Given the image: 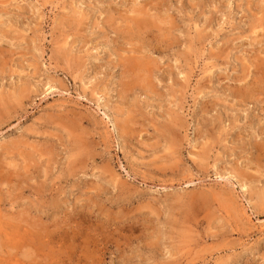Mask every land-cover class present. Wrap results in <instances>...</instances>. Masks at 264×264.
Returning a JSON list of instances; mask_svg holds the SVG:
<instances>
[{
    "label": "rangeland",
    "instance_id": "rangeland-1",
    "mask_svg": "<svg viewBox=\"0 0 264 264\" xmlns=\"http://www.w3.org/2000/svg\"><path fill=\"white\" fill-rule=\"evenodd\" d=\"M0 264H264V0H0Z\"/></svg>",
    "mask_w": 264,
    "mask_h": 264
},
{
    "label": "bare ground",
    "instance_id": "bare-ground-1",
    "mask_svg": "<svg viewBox=\"0 0 264 264\" xmlns=\"http://www.w3.org/2000/svg\"><path fill=\"white\" fill-rule=\"evenodd\" d=\"M4 180V179H3ZM5 185V184H4ZM14 218H12V220H13ZM15 221V220H14ZM3 223V222H2ZM10 227V226H9ZM9 229V228H8ZM9 235H11V234H9ZM4 237H6V236H4ZM3 238V237H2Z\"/></svg>",
    "mask_w": 264,
    "mask_h": 264
}]
</instances>
